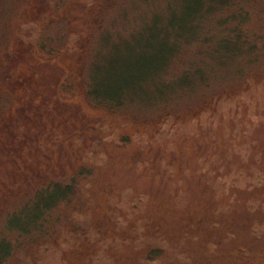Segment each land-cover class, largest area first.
<instances>
[{"label":"rangeland","instance_id":"obj_1","mask_svg":"<svg viewBox=\"0 0 264 264\" xmlns=\"http://www.w3.org/2000/svg\"><path fill=\"white\" fill-rule=\"evenodd\" d=\"M190 1L0 0V235L41 192L69 193L5 264H264V0L239 3L257 52L222 64ZM157 25L183 37L134 86L168 52L143 46Z\"/></svg>","mask_w":264,"mask_h":264},{"label":"trees","instance_id":"obj_2","mask_svg":"<svg viewBox=\"0 0 264 264\" xmlns=\"http://www.w3.org/2000/svg\"><path fill=\"white\" fill-rule=\"evenodd\" d=\"M240 1L241 0H205L204 5L209 7L208 9H210L211 13L216 14L213 17H208L207 14H199V7L201 6V4H203V0H191L189 5H187V11L191 13L193 12V14L195 15V17L193 16V18L190 19V24L187 28L189 29V33H196L197 31L201 32L200 26L203 22L206 21V19L208 21L214 20L215 22L213 23L218 26L216 29V32L218 34V38L216 39V46H213V49L211 48V52L216 56V58L213 57L214 61L217 62L219 59L221 64L225 60H236L234 62L238 63V59L247 58L246 56L250 54L253 56V53L257 52L255 46L256 42L258 41L256 39L258 38L256 34H253V32H251L248 28L247 24H249V11H247L245 7L239 4ZM226 9H228V12L226 14H223V16L219 15V13H222L221 11ZM227 22L230 23L226 24ZM152 27L154 29L160 28V30L156 32V36L151 37L152 40L144 42L143 46L152 50L150 44L160 40L158 38V36L160 35V37L164 39L165 45L168 48V52L160 58L162 60H160V64L156 67H147L139 62V75H137L136 72L137 64L134 65V68L130 73L133 78V82L135 81L134 86H137L141 83L140 85L144 87L149 81L153 82L157 79L156 76L159 75V73L166 66V63L169 60L168 57L177 49L178 44L180 43L177 42L176 39H179L180 41V39H182L183 37L182 35L184 34V30L180 27H170V31H172L171 38L173 39L171 41L169 35L163 33V30L167 28L165 27V25L161 27L160 25ZM178 32L182 34H179ZM206 35L208 36L207 39L211 40V37L208 34ZM186 42L190 41L185 40L184 43ZM135 50L137 49H134V51ZM204 69L205 68L202 69V67L198 66L195 68L196 72L194 73V75H196L197 81L199 83H205L206 78L210 73L216 75V72H212L211 69L209 71H206ZM190 70L191 68L186 70V72L183 73V76H190ZM238 70H240V68ZM186 77L184 78L185 81L187 80ZM159 89L161 90V88ZM91 94L94 95L95 93H92L91 90ZM110 94L111 93H108L106 97L103 96V99L109 100L111 103H114L115 101V103L120 104L123 103L122 97L126 93L121 92L119 98L107 97ZM67 195H69V193L66 189L59 186L52 187L51 189H47L44 192H41L39 196H37V199L27 205L25 208H23L19 212H15L14 215H11V217L3 225L8 234L0 235V264H5L6 258H9L14 251L15 246L13 244L14 241L11 239L12 235L16 236V243H20L21 238L28 239L29 236H33V234L38 233L39 231L34 232L33 228H35V230H40L39 227L41 226V222L43 221L46 213L54 208L62 198L67 197ZM9 234L11 235L10 237L8 236Z\"/></svg>","mask_w":264,"mask_h":264}]
</instances>
